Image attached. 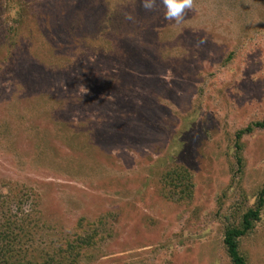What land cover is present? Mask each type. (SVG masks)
Masks as SVG:
<instances>
[{
    "label": "rangeland",
    "instance_id": "374dc122",
    "mask_svg": "<svg viewBox=\"0 0 264 264\" xmlns=\"http://www.w3.org/2000/svg\"><path fill=\"white\" fill-rule=\"evenodd\" d=\"M10 1L27 14L11 39L0 20V190L38 205V244L83 220L102 233L79 264H230L226 215L264 184V129L233 164L264 119V0H194L180 24L162 0ZM242 250L264 264V212Z\"/></svg>",
    "mask_w": 264,
    "mask_h": 264
},
{
    "label": "trees",
    "instance_id": "16d2710c",
    "mask_svg": "<svg viewBox=\"0 0 264 264\" xmlns=\"http://www.w3.org/2000/svg\"><path fill=\"white\" fill-rule=\"evenodd\" d=\"M24 3L28 2L25 0ZM19 5L10 0H0V12L2 11L0 20L7 22L8 19H13L12 24L15 23V26L10 25L5 30L4 35L9 39L18 35L20 29H17L16 25L22 28L25 21L26 9ZM262 129H264V119L250 124L236 134V154L233 164L238 166L239 171L244 169L245 163L241 144L243 136ZM171 173L170 185L176 189L173 195L178 199L193 196L195 183L192 182L191 172L183 169V172L172 170ZM28 201V196H19L11 189L5 193L0 190V264H79L85 251L98 244L102 233L98 228L99 225L93 222L84 224L83 220H79L71 238L51 241L42 248L41 243L38 244L43 236L40 235L44 228V225L41 226L42 216L37 208L38 205L26 209L25 204ZM263 212L264 184L256 191L253 205L243 212H239V208H236L228 215L234 221L226 215L228 224L224 228L222 243L230 264H249L247 255L242 250V241L253 234L257 223L262 219ZM98 223L102 224V221Z\"/></svg>",
    "mask_w": 264,
    "mask_h": 264
},
{
    "label": "clouds",
    "instance_id": "9594fccd",
    "mask_svg": "<svg viewBox=\"0 0 264 264\" xmlns=\"http://www.w3.org/2000/svg\"><path fill=\"white\" fill-rule=\"evenodd\" d=\"M166 8L165 18L174 21L176 24L183 23L186 10H191L194 0H162ZM156 6V0H143V7L152 11Z\"/></svg>",
    "mask_w": 264,
    "mask_h": 264
}]
</instances>
